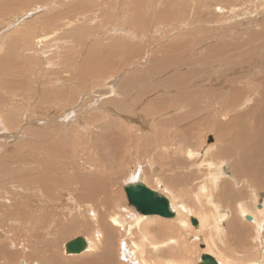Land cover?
Segmentation results:
<instances>
[{"label": "rangeland", "instance_id": "1", "mask_svg": "<svg viewBox=\"0 0 264 264\" xmlns=\"http://www.w3.org/2000/svg\"><path fill=\"white\" fill-rule=\"evenodd\" d=\"M202 1L10 0L4 11L6 1L0 0V247L14 258L3 256L0 264H72L91 256L99 264H128L120 258L122 242H136L142 264H197L207 251L224 258L220 233L228 236L234 227L226 222L227 211L217 216L226 205L222 198L229 201L234 192L243 197L233 204L234 221L250 231L241 246L245 252L234 256V246H240L226 242L224 259L264 264V169L240 166L247 155L260 156V150H249L260 133L250 128L245 135L235 126L259 124L232 121L264 103V70H248L264 66V51H254L256 60L247 54L261 42L264 0ZM113 42L118 54L104 64L94 45ZM90 49L101 57L93 55L86 65ZM101 72L106 73L98 79ZM215 120L230 123L232 131L222 137L209 126ZM113 137L121 138L116 143ZM242 139L249 141L247 148L237 146ZM207 152L204 163L199 158ZM139 167L146 170L140 181L190 209L174 218L148 215L154 230L165 235L148 232L145 218L128 232L112 223L114 215L130 223L140 215L124 189L139 177ZM91 188L96 194L86 198ZM191 216L203 225L194 227ZM100 218L106 229L98 236ZM108 228L115 231L111 243ZM146 235L168 244L147 247ZM77 236L89 237L94 251L67 255L64 244Z\"/></svg>", "mask_w": 264, "mask_h": 264}, {"label": "bare ground", "instance_id": "2", "mask_svg": "<svg viewBox=\"0 0 264 264\" xmlns=\"http://www.w3.org/2000/svg\"><path fill=\"white\" fill-rule=\"evenodd\" d=\"M3 1H6V3H4V7H3V10L4 11H9L10 10V7H9V5H10V0H3ZM202 1V0H201ZM203 2V1H202ZM85 8V7H84ZM80 9H82V7H80ZM75 11V14H79V12L77 13V11L76 10H74ZM72 12V11H71ZM83 12V11H82ZM85 12V11H84ZM263 19H264V15H261L260 16V23H262L263 24V26H262V29L260 30V40H261V42H259V46L257 47V48H251V51H252V53H248L247 52V54H249L250 55V57H252V58H254L255 60H256V57H255V55L253 54L254 53V51H264V21H263ZM102 29V28H101ZM145 32V31H144ZM45 33H47V31L45 32ZM71 33V32H70ZM142 37V36H141ZM145 37H146V35H145ZM255 37V39L256 40H258L257 39V36H254ZM253 37V38H254ZM63 38H65V37H63ZM62 37H58V38H56L55 40H57V41H59V40H61V39H63ZM23 39V38H22ZM43 39H45V37L43 38ZM254 39V40H255ZM65 41V40H64ZM158 41V40H157ZM252 42V40L250 39L249 41H246V42H244V44L246 45V46H248L250 43ZM146 43V42H145ZM148 44V43H147ZM102 44L100 43V44H95L94 46L98 49V48H100V54L103 56V57H101L99 54L97 55V53H95L96 55H97V57L98 56H100L101 58H102V63H104V61L106 60V59H111L114 55H117L118 54V51H117V48H118V44H114V42L113 43H111L110 45L111 46H107V45H102ZM149 45V44H148ZM174 46L175 47H177V50L179 51L180 50V46L178 45V44H174ZM190 48H191V46L190 45H188ZM131 45H130V48H129V50L131 49ZM189 47H187V51H186V54H188V53H190V49H189ZM95 48V49H96ZM120 49H124V47H122V48H120ZM219 50H223L222 48H219L218 50H217V52H216V54H218V52H219ZM90 52L87 54V55H89V57L87 58V60H86V65H88L89 63H90V61H91V57L93 56V55H95L94 53H93V51L90 49L89 50ZM126 52V51H125ZM168 53L170 54V55H172L173 53L171 52V51H168ZM95 55V56H96ZM260 55H262V57L264 56V54H260ZM93 57V59L95 58V59H97L96 57ZM178 56H181V57H183L182 56V52L180 51V53L178 54ZM111 57V58H110ZM261 57V56H260ZM261 57V58H262ZM144 58V57H143ZM184 59H186V56L185 57H183ZM92 59V60H93ZM85 60V59H84ZM114 59L112 58V61H113ZM254 60V61H255ZM260 60V59H259ZM171 61H172V59H171ZM253 61V62H254ZM264 61V60H263ZM130 62V59L129 60H127L126 62L124 61V64H127V63H129ZM174 62V61H173ZM102 63H101V66L99 65V67H100V69H101V67H103L102 66ZM122 64H123V62H121ZM171 63V62H170ZM261 63H262V61H261ZM260 63V64H261ZM105 64V63H104ZM253 64V63H252ZM263 64H264V62H263ZM107 65V64H106ZM105 65V66H106ZM254 65H256L255 63H254ZM262 65V64H261ZM68 66V65H67ZM85 66V65H84ZM94 66V65H93ZM104 66V67H105ZM175 66H177V65H175ZM227 67H229V65H226ZM250 66V65H249ZM249 66H248V70H250V71H253L254 70V72H258V71H262V69L264 70V66L262 65L261 67V69H260V67L259 68H256V66L255 67H252V68H249ZM253 66V65H252ZM98 67V66H97ZM128 67V66H127ZM126 67V68H127ZM195 67V66H194ZM251 67V66H250ZM89 68V67H88ZM107 68V67H106ZM98 69V68H97ZM222 71H223V68L221 69ZM112 72V71H111ZM262 72H264V71H262ZM106 72H104V74H105ZM115 73V72H114ZM220 74L222 73L221 71L219 72ZM97 74V78L99 79V78H103L104 77V74H102V72H101V74L99 75L98 73H96ZM111 75V74H110ZM103 76V77H102ZM196 77V76H195ZM105 79V78H104ZM107 80V79H106ZM115 80V79H114ZM222 83H223V81H222ZM263 83H264V79H263ZM112 84V83H111ZM116 84V83H115ZM224 84V83H223ZM113 85H114V83H113ZM129 85V84H128ZM127 88H129V87H127ZM111 93H113V89L111 88ZM109 91V92H110ZM108 92V91H107ZM100 94H104L103 92H100ZM236 94H231V96H230V102H231V104L232 105H235L236 104V102H235V99H236ZM82 97V96H81ZM119 99H121V98H119ZM158 105L159 106H161V104L160 103H158ZM131 110V109H130ZM128 111V110H127ZM126 111V112H127ZM256 112H258V116L256 117ZM135 114V113H134ZM210 116V115H209ZM249 119H250V123L252 122V119H255V121L259 124L258 125V127L257 128H255L254 126H256V125H252L251 127H248V126H243V127H239V126H237V125H235L236 126V129L237 130H242L243 131V134H245V135H248L249 134V129L251 128L252 129V132H254L255 133V135H256V133L258 132V133H260L259 134V136H258V138H257V140H258V144L255 146V145H252V146H250V152H255L256 151V153L258 152V150H260V156L259 157H257V156H255V155H251V156H246L245 157V159H243L244 160V162H246L245 164H240V166L242 167V169L243 168H246V167H251L253 170H255V169H257L258 167H260V170L261 169H264V103H263V105H262V103H256L255 104V109H253L252 111H246V112H243V113H239V114H237V115H235V116H233V118H232V121H238L237 122V124L238 123H240V122H242V123H247V120H248V122H249ZM211 120V119H210ZM260 120L262 121V123L261 124H263L262 125V127L260 126ZM209 121V120H208ZM199 122V121H198ZM208 123H210V122H208ZM256 123V124H257ZM209 126H212V129H214V130H216L217 132H218V134H220L222 137H224L225 135H228L232 130V126H231V124L230 123H227V122H220V123H218V122H216V120L214 121V122H211V124H209ZM254 127V128H253ZM193 128L190 126L189 128H188V131H190V130H192ZM197 130H198V128H196ZM196 130V131H197ZM257 130V131H256ZM196 131H195V133H193V134H196ZM256 131V132H255ZM2 133V132H1ZM109 138H112V136L111 137H109ZM108 138V139H109ZM121 138V137H120ZM120 138H118V139H120ZM114 139H115V137H113V141H114ZM117 139V138H116ZM115 139V140H116ZM118 139H117V141H116V143H118ZM110 140V139H109ZM110 141H112V139L110 140ZM241 142L240 143H238V145L237 146H239V147H242V148H247L248 146H249V141L247 140V139H242V140H240ZM115 142V141H114ZM259 143H260V149H259ZM115 145V144H114ZM121 145V144H120ZM120 145H119V147H120ZM229 147H233L234 146V143H229ZM116 148V147H115ZM114 148V149H115ZM223 150V149H222ZM213 151V150H212ZM114 152V151H113ZM116 153H117V148H116ZM221 153H222V151H221ZM192 155H194V153L192 152V153H190V155L189 156H191L192 157ZM207 155H209L208 154V152L207 153H205L203 156H202V158L200 157L199 159H201L202 161L204 160V157H206ZM212 155H214V154H212ZM219 155V154H218ZM14 156V155H13ZM116 156V155H115ZM120 156V155H119ZM117 157H118V155H117ZM215 160V159H214ZM114 160H112V162H113ZM205 161V160H204ZM203 161V162H204ZM208 161V160H207ZM204 163H206V161L204 162ZM214 165L211 163V167H213ZM263 167V168H262ZM122 170V169H121ZM136 171H137V174H138V178L137 179H134L133 181H140L141 180V178H142V172L143 171H146L143 167H139L138 168V170L136 169ZM135 171V172H136ZM238 173V175H243V171L242 172H237ZM211 174H213V173H211ZM210 175V174H209ZM210 176H212L213 178V181L216 183L217 181H218V179H219V176H217V175H210ZM253 176L254 177H256V175L255 174H253ZM156 177V176H155ZM113 178V177H112ZM109 179V181L111 180V181H113V179ZM41 180V179H40ZM39 180V181H40ZM166 181H168V180H166ZM260 181H264V176H262V175H260ZM116 182V181H115ZM30 185V184H29ZM149 186V185H148ZM150 188H152L151 186H149ZM152 189H155V188H152ZM167 189V188H166ZM165 189V190H166ZM155 190H157V189H155ZM10 192V191H9ZM180 193V192H179ZM96 194V189L95 188H91V189H89V190H86V198H91V195L93 196V195H95ZM168 194H169V192H168ZM29 196V195H28ZM168 199H169V201H170V204H171V207H172V210L176 213V214H178L179 212H184L183 210H185L186 212H188V213H190V209H189V207H188V204H186L185 202H177L176 200H174V199H172L171 197H169L168 195H165ZM30 197H32V196H30ZM29 198V197H28ZM106 202L109 204V200L107 199L106 200ZM259 209H261L262 207H263V205H260V204H258V206H257ZM178 208H180V209H182V210H178ZM90 212H93V208H90L89 209V213ZM140 215L137 217V215H134L133 216V221H132V223H130V221H127V220H125L123 217H121V216H119V215H114V216H112L111 217V220H112V223H113V225L115 226V227H117L118 229H120V230H125L126 232H128L129 231V229H130V226H131V224L132 225H137L138 223H139V221L142 219V218H145L146 219V221L148 222V224H149V227L147 228V231L148 232H151L152 230L153 231H156V232H158V233H160L161 231H162V233L165 235L166 233L164 232V231H166V230H154V227H152L151 225H150V220H149V216L148 215H146V214H141L140 212H138ZM93 215V214H92ZM253 216H254V214H252ZM252 215H247V218L248 217H251V220H253V217H252ZM91 216V215H90ZM159 216V215H158ZM160 217H162V216H160ZM255 217V216H254ZM197 219H198V221H199V225H198V227L199 226H201V225H203L202 224V220L201 219H199V217L197 216L196 217ZM18 220L19 221H21V219L18 217ZM92 220V219H91ZM78 221V220H77ZM88 221L89 220H85L84 222L85 223H88ZM100 222H104L103 224H100V223H98V226L97 227H99V229L98 230H96V233H97V235L98 236H101V235H105V232L103 231V230H105L106 228L104 227V226H106V222L105 221H103L101 218H100ZM80 223H81V221H80ZM173 224V225H172ZM185 224V223H184ZM83 225V224H82ZM102 225H104V226H102ZM163 225L166 227V228H168V229H175L176 227H175V224L173 223V222H170V221H164L163 222ZM69 226H73V225H71V224H69ZM75 226V225H74ZM67 228L70 230V228L67 226ZM163 228V227H162ZM164 229V228H163ZM67 230V229H66ZM9 231V230H8ZM41 232H43L44 230H40ZM106 231H108L109 233H110V235H111V237H110V235H108V241L110 242H112L113 241V236L115 235V231L112 229V228H108V230H106ZM113 231V232H112ZM5 233V230H0V234L1 233ZM13 232V231H12ZM62 232V231H61ZM262 232H263V230H260V238H261V236H262ZM3 233V234H4ZM15 233V232H14ZM51 235V234H50ZM152 235L154 236V234L152 233ZM15 236H18V231H17V235H15ZM13 237V236H12ZM78 237V236H77ZM10 238V237H9ZM76 238V237H75ZM86 238V242H87V248H86V250L85 251H83L82 253H84V252H86V253H88V252H92V251H94V249H95V243L89 238V237H85ZM146 238H147V247H151V248H153V249H156V248H158V247H160V246H164V245H166V244H168L167 243V240H164V241H157L156 239H155V237L152 239L151 238V241H150V239L147 237V235H146ZM71 240V239H70ZM70 240H68V241H70ZM202 240V239H201ZM11 241V240H10ZM9 241V242H10ZM59 241V240H58ZM68 241H66V243L68 242ZM261 241H262V239H261ZM15 242V241H14ZM13 241H12V244H16V243H14ZM110 242V243H111ZM134 242V241H133ZM170 242V241H169ZM11 243V242H10ZM19 243V242H18ZM17 243V244H18ZM66 243L64 244V249H65V245H66ZM205 244H206V242H205ZM122 245L124 246V249L122 250ZM111 247H112V245H111ZM120 247H121V255H120V258H121V256H122V260H124L125 262H127L128 264H142L145 260L142 258V256H141V254H142V252H140L138 249H141L139 246H137V244H136V242H134L132 245H129L127 242H125V243H121L120 244ZM206 248H207V245H206ZM6 247H5V245H3L2 247H0V258H3V256H5V257H8V258H11V257H13V254L12 253H10V252H6ZM113 250V249H112ZM82 253H80V254H82ZM204 253H208V254H210V255H212V256H214L216 259H217V261L220 263V264H228L227 262H226V260L224 259V258H219V256L216 254V253H211V251L209 252V251H207V252H204ZM80 254H71L70 256H77V255H80ZM203 254V253H202ZM202 254H201V256H202ZM95 256H100V254H95ZM82 258V257H81ZM110 258H112L111 256H109L107 259H110ZM12 259H14V258H11L10 260H12ZM53 260H57V258L54 256L53 257ZM81 260H83L84 262H79V260H76V261H78V262H73L72 264H99L96 260H95V257H89V258H86V259H81ZM74 261V260H73ZM108 262H109V264H114V261L113 262H110V260H107ZM201 261V260H200ZM71 262V261H70ZM60 264H63V263H61V262H59ZM198 264V263H197Z\"/></svg>", "mask_w": 264, "mask_h": 264}, {"label": "water", "instance_id": "3", "mask_svg": "<svg viewBox=\"0 0 264 264\" xmlns=\"http://www.w3.org/2000/svg\"><path fill=\"white\" fill-rule=\"evenodd\" d=\"M127 199L130 205L136 210L146 215H159L165 218H174L176 213L172 210L169 199L158 190L150 188L143 181L128 182L124 186ZM251 220V217H248ZM190 222L194 227H198L199 221L195 216L190 217ZM205 248L204 245H202ZM87 248L86 238L78 236L65 245V253L67 255L80 254ZM198 264H220L217 259L208 254L203 253L201 261Z\"/></svg>", "mask_w": 264, "mask_h": 264}, {"label": "crops", "instance_id": "4", "mask_svg": "<svg viewBox=\"0 0 264 264\" xmlns=\"http://www.w3.org/2000/svg\"><path fill=\"white\" fill-rule=\"evenodd\" d=\"M186 117H187L186 120H188V119L191 118V117H188V116H186ZM184 124L186 125L187 122H184ZM194 125L195 124L193 123V125L191 127L193 128ZM179 128H181V127H179ZM185 133H189V132H185ZM143 182H145V181H143ZM146 184H148V183H146ZM223 196H224V194H222L221 198ZM231 196L232 197H231V199L229 201L225 200L226 198H222L223 199V202L225 201V204L226 205L224 207H222V208H219V215L217 216V217H219L221 214H223V213L225 214L226 211H227V214L226 215L228 217V220L226 222H229L230 223V226H233L234 227V230H231V232L229 233L228 236L225 234L224 231L220 233V240L218 242L219 252L222 253L223 254V257L226 258V259H228V257H227L228 253L225 252L226 249L223 247L224 244L227 242L228 244H238L240 246V247L234 246V249L236 250V251H234L232 253L234 256L236 254L244 253L245 251L241 248V246H242V244L244 242H247V237H248L247 236V233L250 231V230H244L243 228H238L237 223L234 221L235 216H237V214L235 212V209L233 207V204H236V200H242L243 197L241 195H239L237 192H234L233 194H231ZM197 202H200V201H197ZM213 202L216 204L218 201L214 199ZM245 207H246L245 208L246 211H250V207L249 206H245ZM238 211H239V215L241 216L242 214L240 213V210H238ZM228 229L230 230V227ZM262 247H263V250H264V238L262 239ZM237 250H239V251H237ZM252 263H254V262H249L248 264H252Z\"/></svg>", "mask_w": 264, "mask_h": 264}]
</instances>
